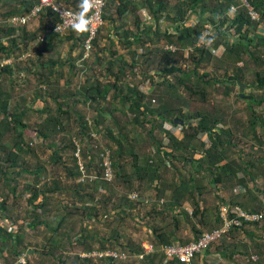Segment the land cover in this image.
I'll use <instances>...</instances> for the list:
<instances>
[{
  "label": "trees",
  "instance_id": "obj_1",
  "mask_svg": "<svg viewBox=\"0 0 264 264\" xmlns=\"http://www.w3.org/2000/svg\"><path fill=\"white\" fill-rule=\"evenodd\" d=\"M61 1L69 2V4L73 3L74 5L78 3V0ZM250 1L262 13L264 19V0ZM236 2L238 0H107L104 8L105 20L116 23L117 17L120 19L133 17L135 19L134 23H136V26L134 28H131V25L126 22L124 25H119V30L120 28L122 29L120 31H122L123 35V39L120 42L126 45L129 52L133 54L131 66L134 67V72H136L135 69L137 67L140 68L144 79L150 81V85L146 88H140L139 85H126L127 88L124 91L119 81L122 80V76L125 74L127 62H123L117 72L114 70V65L119 61V57H117L119 50L113 48V44L109 51L110 60L108 59V64L104 68L107 77L113 76L117 78L113 83L108 81L107 83L99 73H92L90 71L94 69L90 66L92 61L102 63L103 65L105 61L103 55H98L95 60H92V56L89 59H83L85 49H81L78 57L71 54V57L67 61H63L62 59L48 58L43 53L52 47V42L55 38L64 35L60 36V34L53 33L45 42L37 45L36 48H39V51L37 50L38 54L36 56L39 62L36 64V67L31 69L30 73L39 75L41 74V69L47 67L49 69V78L51 80L55 78L60 82L61 77H66V73L63 70L64 66L66 63H70L73 76L84 77L85 73L88 75L85 82L79 87L77 86L75 93L72 94L69 91L71 86L70 81L67 82L66 87L61 88L63 90H58L53 93L54 96L52 99H54L58 106V112L55 113L49 107L40 109L39 112L47 117L40 122V126L36 130L38 137L51 144L50 147L53 150L52 156L54 161L65 166L68 172L67 176L70 177V180L77 181L75 184L76 187L73 190L78 197L77 200L82 203L83 208L88 210L86 213L88 219L97 220L101 217L108 218L115 216L122 223L128 218L133 221H147L149 218L164 216L166 213H173L174 217H178L175 215L176 212L183 209L186 204H191L195 210V218L193 219H200L199 222L193 224L195 226V241H198L205 234V229L209 228V223L213 222L210 226L213 230L220 229L224 226L225 221L221 215V208L225 205L227 206V204L216 209L217 219L214 222L212 214L209 215V211L207 209L204 210L202 197H196L199 188L195 174L190 176L189 179L174 180L175 183L172 186H166L167 189H171L168 192V190H162L161 170L172 167V162L184 161L187 166L192 168L196 165L198 176H209L212 179L211 189L213 191H215L214 185L219 186L224 180L230 184L237 178L241 185H245L247 180L246 178H241L240 173H247V176L255 181L251 173L254 162H245L242 158L235 163L229 162L226 146L232 145V140L224 139L231 135L229 125H227V121H224L226 118H221L215 115L214 112L200 107L195 110L192 109L195 96L206 94L204 85L214 87L221 82L226 85L224 87L225 93L229 95L232 91L230 83L238 84V81H241L247 87L256 85L258 88L263 89L264 94V70H258L255 74L256 81L253 84H248L246 79H243L246 68L244 69V64H239L242 61L243 63L245 62L246 56H249L258 64H264V35L260 34V41L256 38H250L247 35L245 26L248 24L256 27L257 24L251 21L244 8H241L240 13L234 18H230L228 8L232 3ZM143 5L149 8L156 23L143 26V20L139 12ZM32 6L33 2L27 0H0V58L15 60V66L7 65L0 68V182L5 183L8 181L9 185L4 184L3 188L9 187L10 191L17 197L19 196V188L17 185H10V181L25 175L35 178V182L30 184L34 185L33 189H26V192L30 196L29 206L31 207L28 215L29 218L33 216L34 220L30 223V228L36 229L39 225H46L49 229L59 231L64 224L66 215L60 217L57 228H54L52 225L53 222L49 220L42 222L39 220L44 212L45 216L47 215L46 212L54 198L53 196L57 193L64 195V191L68 187L60 179H54L52 188H47V186L46 188L40 187L42 180L47 179L49 174L47 167L42 165V163H39V166L33 169L32 163L30 162L34 159H30L31 156L35 158H39V156L35 149V142H29L26 138V132L29 129L26 120L29 116V109L16 105L15 110H13L11 107L13 98L4 84L12 80L16 81L14 80L16 59H21L24 54L28 53V49L32 48V44L33 47L36 45L35 42L39 35L47 31L52 21L58 20L56 17H52V20H50V16L53 13H45L41 16L40 26L36 30L30 29L29 25L13 26L7 22V19L14 15L27 14ZM193 13L199 14V22L196 25H188L187 21ZM162 20H168L170 23L164 30L160 25ZM208 23L218 24L220 26L228 23L229 27H236V34L238 33L239 35L235 39H232V36L234 37L235 34L229 32L223 31L215 34V47H224L220 55L214 54L207 47H195L189 56L185 57L184 48L196 42L205 25ZM69 33L71 34L69 35ZM69 33L66 34L68 38L75 37V31L72 30ZM80 34V40L84 43L89 31ZM162 37H165V39L163 40ZM157 40L162 41L161 46L154 44ZM254 40H257L258 43L254 44ZM101 41L102 39L99 35L95 40V45H100ZM78 43L76 42V45ZM163 43H174L178 46V49L176 51L166 50ZM106 46L102 48L103 51L108 48V45ZM137 47L142 48L143 52H140L142 54L136 52ZM32 55L30 53L29 56ZM179 55L184 60L191 61L193 63L192 68L187 69L186 66L184 67L178 58ZM80 58L83 62H78ZM213 58H216L219 63L218 66H221L225 70L222 79H205L207 72H200V69L205 68L206 65L212 62ZM231 71L233 72L231 73ZM24 77L25 81H27V78L29 79L26 75ZM42 77L43 79L45 78L44 76ZM21 81L22 83L25 82L22 78ZM112 89L115 90L112 96L109 97ZM72 95L78 98L75 101L72 100L73 104L67 101ZM238 96L240 98L243 97H241L240 93ZM251 98L253 102L250 104L249 109L253 119L251 120L250 127L253 131L255 130L254 138L257 140L259 136H257L256 128L258 126L264 128V117L257 115L255 107L251 105L262 106L264 104V95L259 99L253 96ZM37 99H40L39 95L35 100ZM109 99H112V101H108L107 103ZM156 102L158 104H154ZM79 104L89 105L94 109L96 117L91 120L84 116L77 107ZM177 117L188 119L189 122L177 123ZM73 118L80 123L79 135L81 137H79L80 140L78 141L83 145L84 158L88 160V162L84 160L88 174L97 176V179L93 182H82L80 180L83 173L79 165V159L75 155L77 137L75 139L72 137L69 140L64 139V142H61L59 145L56 143V137L60 132H69V129H74L72 125ZM108 119L112 122L110 127L106 126ZM144 121L152 124V132L155 129H160L163 132L161 141H158L154 133H151L156 147H152L149 155L136 152L125 135L128 126H142ZM168 123H173L175 128H169L167 126ZM177 127L182 128V135L178 134ZM104 130H107L105 131L106 133ZM103 133H105V136L108 135L114 144L116 143L117 149L112 148V146H103L94 137V134L99 136ZM116 133L119 135V140L116 139ZM205 134L209 135V139L213 145L204 151H200L196 143L198 139L204 138ZM258 142L260 145H264V142L260 139H258ZM95 144L97 147H94ZM204 144L203 141V146ZM42 147H45V144ZM104 148L110 149L112 152V165L115 173L112 182H107L103 178L101 153ZM68 152L72 153L71 160L66 159ZM198 153L203 154L200 160L195 159ZM190 154L192 156L191 160L187 156ZM125 155L132 160L135 171L134 179L138 185L133 187L132 182H128L131 180V177H126V174H123L124 182L128 186L127 191L125 195L118 197V201H113V198L106 192V185H111L119 181V177L123 171L121 167ZM226 161L228 162L224 163ZM145 183L150 185L157 193L153 205L150 208L145 206L144 201H133L129 198V195L133 192H139L141 196H145V192L147 193V190H149L148 187L143 185ZM91 185L94 186L96 192H104L103 195L107 194L103 203V213L98 208L97 198L92 193H88L87 187ZM31 190L34 191L32 192ZM252 196V202L244 204L242 208L246 210L241 209V211L250 214L264 212V203L261 205V202L258 201L260 197L254 193ZM9 198L6 197L0 205L1 210L5 213L3 218L7 220L10 217L7 211ZM262 198L264 202V190L262 192ZM161 200H165L164 205L160 204ZM109 204L113 205L112 209H109ZM230 206L233 210L241 208L235 202L231 203ZM230 217L233 218L235 215H231ZM174 221L176 222L178 220L175 219ZM199 224L205 227H203V231L198 227ZM260 224L245 225L243 228L234 227L230 233V239H233L241 233L250 236L252 233L249 232V228L255 227L258 229L261 227ZM175 227V230H180L179 223H176ZM87 229L90 230L91 226L86 224V228L83 229L84 234L87 232ZM147 229L151 231L152 237L154 236L153 238L156 240V243L148 242L154 246L155 254L147 256L145 260L141 261L139 256L144 254V243H141L135 248L125 247L124 251H129L132 258H135L138 262L150 261L149 263L153 264L154 259L162 255L159 249L160 246L173 245L175 242V232L156 229L153 226H149ZM84 234H81L77 241L87 246L88 239H91V237ZM95 237L93 236V238ZM23 240L24 237L21 235V230L18 233L16 231L10 232L5 225L0 224V254H5L9 251L13 255L19 256L22 253L28 252V249L24 251L20 249L23 245ZM102 242L107 241L102 240ZM225 242L227 243V240ZM157 243L158 245H156ZM51 247L52 249L46 252L49 256L56 251V246ZM93 250L91 248L88 251L94 252ZM101 250L106 251L105 247ZM221 253L225 259L230 261H234L236 258L235 252L230 254L226 250L223 251L222 248ZM237 255L241 256L240 254ZM160 259L164 260L162 256ZM82 260L84 262L83 264H91L95 261L94 259L83 258ZM104 260L110 264H115L116 262L112 259ZM63 264L68 263L64 261ZM168 264H178V262L173 261Z\"/></svg>",
  "mask_w": 264,
  "mask_h": 264
},
{
  "label": "rangeland",
  "instance_id": "obj_2",
  "mask_svg": "<svg viewBox=\"0 0 264 264\" xmlns=\"http://www.w3.org/2000/svg\"><path fill=\"white\" fill-rule=\"evenodd\" d=\"M69 3V2H68ZM129 19V18H128ZM166 22V23H165ZM40 19L35 20L33 23L30 24V29L36 30L40 26ZM165 23V24H164ZM169 21L164 20L160 25L162 29L164 30L169 26ZM102 33V32H101ZM100 33V36H101ZM117 34V33H116ZM61 36V35H60ZM118 36V34L116 35ZM154 36V35H153ZM164 40L165 37H162ZM108 40V39H107ZM162 41H155V45L161 46ZM106 41V44L108 45L109 49H111L112 43ZM102 43L100 45H95V48L92 52V60H95L98 55H102L103 50L102 48L104 46ZM153 44V45H154ZM168 43H163L165 46ZM37 45L34 47L32 46L31 49H28V53H32V56H24L21 59H16V71H15V77L14 80L4 83L6 89L9 91V93L12 96V109L15 110L16 105H20L21 108H28L29 109V116L26 118L27 123L29 125V129L26 133H29V136H27L29 142H35V149L38 152L39 158H35L31 156L30 159H32L30 162L32 163L33 169H36L39 166V163H42V165H45L48 169L49 177L47 179H43L41 182L40 187L43 188H52L54 185V179H60L63 181V184L68 187L67 190L64 191V195H61V193H57L55 196H53V200L48 208V211L42 214V217L39 221H51L53 222L52 225L54 228H57V223L60 220V217H63L66 215V219L64 221V224L62 228L59 231H54L52 229H49L46 225H39L38 228L32 229L30 228V223H32L33 216L29 218V198L27 196L29 195L26 192L27 188L33 189L35 182V178L30 177L28 175H25L21 178L14 179L10 185H17L19 188V196L14 197L15 195L13 193H10V200L7 205V211L8 214H10L9 219L13 223H17L20 225L21 235L24 237L23 245L21 246V250L24 251L25 249H28V252H26V263L25 264H63V262H67L68 264H83L82 256L89 254V249L93 248L94 252H103L101 249L105 247L106 252H112L115 251V253H119V255L127 254L128 260L125 262L119 261V259H112L115 260V264H150V261L146 262H138L135 258H132L131 253L129 251H124L125 247H138L141 243H147L152 242L156 243V240L154 241V236L152 237V233L149 234L147 229L149 226H153L156 229L160 230H175V224L179 223L180 226L183 224L188 226H193L194 223H197L200 221V219H193L194 217V206L191 204H187V211H182V215L178 217H174L171 213H166L164 216L159 217H153L147 219V221H133L132 219L128 218L124 222H119L115 216H110L108 218H100V219H88L86 213L88 210L83 208L82 203L79 202L77 199V195L75 194V191L73 190L76 187L75 180H70V177L67 176L68 172L65 169V166L56 163L53 159V150H51L50 143H47L44 139L37 136V129L40 126V122L44 120L47 116L43 115L39 112L40 109H44L46 107H49L51 110H53L55 113L58 112V106L56 105L54 99L52 97L54 96L53 93L57 92L58 90H63L61 88L66 87L67 82L70 81V89L69 91L73 94L76 91L77 86L79 87L83 82H85L88 75L84 77H78L73 76L71 71V64L66 63L63 70L66 73V77H61V81L58 82L55 78L51 80L49 77V69L47 67H43L41 69V74L35 75L31 72V69L36 67V64L39 62L37 59V56L35 54H38V49L36 48ZM73 47L71 41H69L67 35L61 36L60 39L55 38L54 39V45L53 47H50L47 49L46 54L48 55V58H55L58 56L59 60L62 59L63 61H67V59L70 57V49ZM116 47V46H115ZM114 48V47H113ZM82 50H84V46L81 47ZM116 49L119 50V45H117ZM122 49V48H121ZM38 50V51H37ZM123 51H127L128 48L122 49ZM129 51V50H128ZM143 50H136L139 54H142ZM26 53V54H28ZM138 54V55H139ZM75 57H78L79 54H75ZM104 58L107 59L110 58V55L103 53ZM140 56V55H139ZM132 54L128 53V59L129 61L132 60ZM140 58V57H139ZM183 66L187 69L192 68L193 63L190 61L184 60L182 56H178ZM81 61V58L78 59V62ZM91 62V61H90ZM95 62V61H94ZM92 61L91 65L94 69H91L90 71L92 73L97 72L101 75V77L104 80H110L109 77H107L106 73L104 72V68L102 63H94ZM119 63L117 62L116 65ZM218 62L216 58H213L212 62H210L208 65H206L205 68H201L200 72H207V78H215V79H222L225 74V70L218 66ZM119 67V65H118ZM262 67V68H260ZM90 69L89 67H87ZM246 68V69H245ZM138 70L134 72V67L127 65L125 69V74L122 76V84L124 91H126L127 84L132 83L135 85H141L143 88H146V84H143V81L145 82V79L143 77V74L140 70V68H137ZM244 69H245V76L243 75V79L247 81L248 84H253L256 80L255 74L258 70H264V64H258L255 62V60L251 59L249 56H246L245 62H244ZM89 71V72H90ZM146 71V70H144ZM137 72H140L139 75ZM233 71H231L232 73ZM30 73V75H29ZM24 75L28 76L27 81H25ZM44 76L45 78L43 79ZM21 78L25 81L22 83ZM51 80V81H50ZM231 85V86H230ZM230 88L232 89L231 93L227 95L225 93V86L221 82L219 85H215L214 87L209 85H204L206 94H199L195 96V102L193 104L192 109H197L198 107L203 108L205 110L214 112L215 115L219 117H225L226 119L224 121H227V125H229L231 132L230 137H225V140H232V145H229L226 148L228 149V155H229V162L235 163L240 158H245V162L252 161L253 166L251 168V173L254 179H257L254 181L255 183V190H261L263 192L264 190V145H260L258 142V139H260L262 142H264V128H261L258 126L256 128L257 131V140L254 138L255 130L253 131L250 127L251 120L253 119L252 113L249 109L250 104L253 102L251 96H253L256 99H259L263 97V89L258 88L256 85H251L249 87L245 86L243 93L245 94L242 98L238 96V94L241 92L240 86L238 84L230 83ZM115 89H112V92L110 93V96H112ZM40 96V99H36L37 96ZM78 98L74 97L72 95L71 98H68V103L71 102L73 104L72 100H77ZM111 102L112 99L107 100V103ZM204 102V103H203ZM154 104H158L157 102ZM255 104V103H254ZM76 106V105H75ZM255 107L256 114L259 116L264 117V104L262 106L257 105H251ZM78 109L80 112L86 116L87 118L93 120L95 116V111L92 109L89 105L85 104H79ZM68 108V107H67ZM119 117V115H118ZM108 118V117H107ZM110 119V118H109ZM107 120L106 126H111L112 122L110 120ZM72 125L74 129H69V132H60L58 136L56 137V143L58 145L61 142H64V139H72V137H77V140H80L79 137H81L80 134V123L73 118ZM173 123H168L167 126L169 128H175L173 126ZM178 134H181L182 130L180 128H176ZM107 130H104V132ZM106 133V132H105ZM105 133L98 136V140L100 143H102L103 146H112V148H116V143L114 144L113 141L109 138V136H105ZM151 133H154L156 136V139L158 141H161L163 138V132L160 131V129H155L152 132V124L148 121H144L142 126H128L127 133L125 135L129 139L132 146L135 148V151L138 153H142L145 155H149L152 147L155 146V141L153 142V138ZM115 136L116 139L119 140V135L116 133ZM207 137L201 138L197 140V147L198 150L204 151L208 148H210L213 144L209 139V135H206ZM204 141V146H203ZM87 142V139H86ZM43 144H45V147H42ZM89 149V147H88ZM87 149V150H88ZM114 149V150H115ZM72 153H67L68 155L66 159H72L71 156ZM70 155V156H69ZM188 159L191 160L192 156L187 155ZM203 154L198 153L195 157L196 160L202 159ZM86 162L88 160L84 158ZM97 160V159H96ZM84 161V162H85ZM172 167L163 168L161 170V179H162V190L169 192L171 189H167L166 186H172L175 181L174 180H181V179H189L190 176L194 175L197 176V186L199 188L198 193L196 194V197H204L205 203L202 204L203 207H209V212H211L212 215L215 214L216 208L213 207V204L217 206V204L220 202L217 198L219 195L217 192L213 191L211 189V178L209 176H198V170L195 165L194 168L187 166L184 161L179 162H172ZM122 174L119 177V181H117L114 184L106 185V192L107 194L113 198V201H118L119 196L125 195L127 191V184L124 182L123 174H126V177H131V180L128 182H132L133 187L138 185L136 180L134 179V168L132 165V160L127 155H125L123 163H122ZM90 175V174H89ZM81 181H84V179H80ZM1 186L4 185L2 182ZM9 185V184H8ZM146 187H148L149 190H147V193L145 192V197H150L155 200V196H157V193L153 188L150 187L147 183L143 184ZM0 186V187H1ZM12 186V187H13ZM88 188V193H92L94 195L98 202V208L103 213V203L105 201L106 195H103L104 192H96L94 189V186L91 185ZM230 188V187H229ZM232 188V189H231ZM230 189L234 192L235 187H231ZM234 189V190H233ZM2 188H0V191ZM201 190V191H200ZM32 192L34 190H31ZM2 193V191H1ZM249 196H247L244 200L248 202H252V193L249 192ZM27 194V195H25ZM257 195L256 193H254ZM234 195V194H232ZM52 196V195H51ZM220 197V196H219ZM250 197V198H249ZM204 198L202 200L204 201ZM228 199V197H227ZM237 199V198H235ZM238 200V199H237ZM261 202V205L263 202V198H259L258 200ZM80 207V208H79ZM113 205L109 204V209H112ZM207 209V208H205ZM4 212L0 208V221L1 223H6L8 228L10 227L9 222L4 221L2 219L4 216ZM189 217V219H188ZM178 221H174V220ZM140 222V223H139ZM147 222V223H146ZM86 224L88 226H91V229H87V232L84 234V230L86 228ZM261 227L256 229L255 227H250L249 232H253L255 235V239L250 238V236H246L244 238L243 233L236 235L233 238V241L229 242L230 239L227 240V243L217 246V248L213 249V253H216L219 250L228 251L230 254L232 252H239L241 256H238L235 258L234 261H230L228 259L223 261V264H264V232L262 228H264V223L260 224ZM210 231V226L205 230V232ZM87 235L88 237H91V239H88L87 246L84 244L79 243L77 240L80 235ZM93 236H96L93 238ZM195 233L190 234V236H185L184 238H187V240L193 241L195 238ZM263 238V239H261ZM193 239V240H192ZM102 240H106L107 242H102ZM110 240V241H109ZM76 241V242H75ZM50 245V246H49ZM51 246L55 247V253L51 254L50 256L46 254V252L50 251L52 249ZM215 247V246H214ZM6 253L8 255H6ZM5 254H0V264H20L19 259L20 256L24 255H13L11 252H6ZM130 257V258H129ZM161 256L158 258L156 257L153 264H164L163 259H160ZM212 259V258H211ZM91 264H110L109 262H106V260H95L94 263ZM195 264H202V260L198 258L195 262ZM205 264H210L206 262Z\"/></svg>",
  "mask_w": 264,
  "mask_h": 264
},
{
  "label": "built area",
  "instance_id": "obj_3",
  "mask_svg": "<svg viewBox=\"0 0 264 264\" xmlns=\"http://www.w3.org/2000/svg\"><path fill=\"white\" fill-rule=\"evenodd\" d=\"M33 2L31 10L24 15H14L7 19V22L13 26H22L29 25L35 20L40 19L41 16L45 13H53L50 16L56 17L58 20L52 21L47 29V31L41 33L35 42L36 45H39L41 42H45L47 38L53 34L57 33L60 35H66L72 31V29L65 23L66 17H62L61 13L66 9H71L76 11L77 8L73 5L63 2L61 0H27ZM107 0H95V7L90 9L88 15L92 17L91 20V30L89 31L88 36L84 40L85 53L83 59H89L92 56V52L95 48V40L100 35V31L105 24L104 19V8L106 6ZM241 8L246 10L248 17L256 23V27L253 25H246L245 28L248 30H253L257 28L260 34L264 35V19L262 13L255 7V5L250 0H238L236 3H232L228 8V15L230 18H234L238 13H240ZM147 9V8H146ZM152 15L149 13V16ZM151 18V16H150ZM199 14L193 13L188 19V25H196L199 22ZM41 20V19H40ZM229 32L235 34L232 36V39H235L236 36V27H229V24L220 26L218 24L214 25L208 23L205 25L202 33L197 38L196 42L192 45H187L184 48V56L188 57L190 52H192L195 47H207L214 54L220 55L224 47L220 48L215 47V34L217 32ZM33 46V44H32ZM166 50L176 51L178 46L174 43H168L164 46ZM28 56L30 55L27 54ZM14 59L0 58V68H3L7 65H14ZM182 130V128H180ZM182 135V133L180 134ZM94 137L98 140V136L94 134ZM76 157L79 159V165L83 173L82 178L84 181H94L97 179L95 175H89L86 163L84 162V148L80 141L76 140ZM94 147H97L95 144ZM102 169H103V178L107 182H112L115 176L113 165H112V152L110 149L104 148L102 153ZM129 198L133 201H144L145 206L152 207L153 199L150 197L141 196L139 192H133L129 195ZM161 205L165 204V200H161ZM221 215L224 219V226L220 229L214 230L212 232L205 233L202 238L198 241L188 244V245H170L164 246L161 250V254L164 257V263L168 264L170 262L176 261L178 264H194L198 257L202 256L206 252L210 251L214 246L224 243L226 240L230 239V233L234 227L243 228L245 225H253L264 223V212L259 214H250L245 211L233 210L231 206H223L221 208ZM231 215L235 217L231 218ZM144 254L139 256L141 261L145 260L147 256L155 254V248L152 244H144ZM26 253L20 256L19 263H26ZM83 259H94V260H104V259H119V261L126 262L128 260L127 254L119 255V253L112 252H89L88 255L82 256Z\"/></svg>",
  "mask_w": 264,
  "mask_h": 264
},
{
  "label": "crops",
  "instance_id": "obj_4",
  "mask_svg": "<svg viewBox=\"0 0 264 264\" xmlns=\"http://www.w3.org/2000/svg\"><path fill=\"white\" fill-rule=\"evenodd\" d=\"M71 5H73L74 7H76L77 5H78V3H77V5H74L73 3H70ZM147 8V9H146ZM140 14H141V17H142V20H143V26H145V25H150V24H154V23H156V21H155V19H154V17H153V15H150L151 16V18H150V16H149V13L150 14H152L151 12H150V10H149V8L148 7H145L144 5L141 7V9H140ZM129 18V19H128ZM116 20H117V22L116 23H112V22H109V21H107V20H105L106 22H105V24H104V26L102 27V33H101V39H102V41H101V43L103 44V45H105L106 44V41H108L109 43L111 42L113 45H114V48L116 49V47H117V45H119V51H118V53H117V57H119V61H117V62H119V67H120V65L123 63V62H127V64H126V67H127V65H129V66H131V61L132 60H130L129 61V59H128V53H129V51L127 50L126 52L125 51H123L122 49L124 48V49H126L127 47H126V45H124L123 43H121L120 41L123 39V35H122V31H120V30H122L121 28H120V30H119V25H124V23L126 22L127 24H129V25H131V28H134L135 26H136V23H134V21H135V19H133V17H125V18H123V19H120L119 17H117L116 18ZM164 20H162V22H163ZM40 23H41V21H40ZM39 23V24H40ZM166 23V22H165ZM164 23V24H165ZM187 23H188V21H187ZM30 27V26H29ZM118 34V36H116L117 34ZM71 33H69V35H70ZM75 35V37H71V38H68L69 39V41H71V43H72V45H73V47H71V49H70V52H69V54L71 55H74V53L75 54H79L80 52H81V47H83L84 46V43H82L81 42V40H80V36H81V34L80 33H75L74 34ZM121 35H122V37H121ZM247 35L250 37V38H256L258 41H260V32L257 30V28H254L253 30H248L247 29ZM58 39H60L61 37H57ZM259 38V39H258ZM108 39V40H107ZM257 40H254V44H257L258 42H257ZM76 42L78 43V45H76ZM53 43V45H54V41L52 42ZM108 43V44H109ZM53 45H52V47H53ZM107 45V44H106ZM116 46V47H115ZM107 47V46H106ZM122 48V49H121ZM85 49V48H84ZM140 49H142L141 47H137V50H140ZM109 51H110V49H109V47L108 48H106V49H104V51H103V53H106V54H108V56L110 55V53H109ZM46 52L47 51H44L43 53H45L46 54ZM143 52V51H142ZM29 54V53H28ZM132 54V53H131ZM35 55H37V54H35ZM103 55V54H102ZM24 56H27V54H24ZM46 56L48 57V55L46 54ZM132 56H133V54H132ZM23 57V56H22ZM21 57V58H22ZM71 57V56H70ZM69 57V58H70ZM55 59H59L58 58V56H56L55 57ZM108 59L110 60V58H108L107 57V59L105 58V61H104V63H103V68H105L106 67V64H108ZM132 59H133V57H132ZM117 64V63H116ZM240 65H243L244 63H243V61L242 62H240L239 63ZM119 67H118V65H114V70L117 72L118 71V69H119ZM138 68V67H137ZM105 70V69H104ZM136 71L138 70V69H135ZM137 74L139 75V72H137ZM110 78V80H106V82L108 81V82H110V83H113L117 78H115V77H113V76H111V77H109ZM107 82V83H108ZM119 83L121 84L122 83V80L121 81H119ZM244 83V82H243ZM143 84H146V87L147 86H149L150 85V81L149 80H146L145 79V82L143 81ZM127 85H131V86H135V84H132V83H129V84H127ZM239 85V84H238ZM121 86H125L124 84H122ZM246 86V85H245ZM140 88H143V86H139ZM11 107H12V105H11ZM28 109V108H27ZM95 116H96V114H95ZM181 133H183V132H181ZM207 134H205L204 135V137L206 138L207 136H206ZM27 136H29V133H27ZM27 136H26V138H27ZM28 139V138H27ZM245 158H243V160H244ZM246 161V160H245ZM228 161H226V162H224V163H227ZM6 166H8V165H6ZM240 177L242 178H246V184L244 185H241L240 183H239V181L237 180V178L236 179H234L230 184L228 183V182H226V180H224L223 182H221L220 184H219V186H217V185H214V188H215V192H217L218 193V195L220 196H218L217 198L219 199L218 201H220L218 204H217V206L216 205H214L213 204V207L214 208H219L220 206L222 207L223 205H225V204H227V206H230V204L231 203H236V204H238L241 208H236V210H238V211H240L241 209L242 210H246L245 208H242V206L244 205V204H246L248 201H246V200H244L247 196H249V192L251 191V192H254V193H256L257 195H258V197H260L261 198V196H262V192H261V190H257V191H255V183H254V180H251L250 179V177L249 176H247V173H240ZM236 180V181H235ZM257 179H255V181H256ZM12 181V180H11ZM11 181H10V183H11ZM262 181H264L263 179H262ZM3 184H8V181L7 182H2ZM12 184V183H11ZM0 186H1V183H0ZM3 186L4 185H2L0 188H2V193H1V191H0V205H1V203H3V201L5 200V198L6 197H10V193H12L11 191H10V189H9V187L8 188H3ZM231 187H235V190H234V192L230 189ZM232 194H234V195H232ZM25 195H27V194H25ZM15 197V196H14ZM227 197H228V199H227ZM27 198H29V195L27 196ZM202 198H204V197H202ZM235 198H237V199H235ZM250 198V197H249ZM252 198V197H251ZM9 200H10V198H9ZM9 203V202H8ZM203 203H205V198H204V201H203ZM187 205V204H186ZM185 205V207L183 208V209H180V210H178L177 212H176V214L175 215H177V216H180V215H182L181 213H182V211H187V206ZM226 206V205H225ZM205 208H207V210L209 211V207H205L204 206V210H205ZM210 214L209 215H211V212H209ZM172 215H173V213H171ZM212 217L214 218V222L216 221V219H217V212L214 214V215H212ZM2 220H4V221H6L7 219H2ZM7 222H9L8 224H10V227L8 228V226L6 225V223H1V221H0V224H3V225H5L6 226V228H8L9 230H10V232H13V231H16V233H18V232H20V227H19V224H17V223H13V222H11V220L10 219H8L7 220ZM213 224V222H211V223H209V226H211ZM197 226V225H196ZM194 227L195 226H186V224L184 225H182V226H180V230H172L173 232H175V242L173 243V245H188V244H191V243H194V242H196L195 241V239L196 238H194V240L193 241H190V240H187V238H184L185 236H190V234H193V233H195L194 231ZM198 227L200 228V230H204V226H202V224H199L198 225ZM204 227V228H203ZM263 230H261L262 232H264V228H262ZM206 230V229H205ZM214 231V230H216V229H214L213 230V228L211 229V227H210V231H207V232H212V231ZM207 232H204V233H207ZM148 233L149 234H151V231H149L148 230ZM252 233V235H250V238H255V235L253 234V232H251ZM243 235H244V238H246V236H249V235H247V234H245V233H243ZM261 239H263V238H261ZM155 241V240H154ZM231 241H233V239L231 238L230 239V241L229 242H231ZM226 242H224V243H222V244H219V245H222L223 246V244H225ZM145 244V243H144ZM147 245H149V244H151V243H146ZM156 245H158V243L156 244ZM219 245H216L215 247H213L211 250H210V252H206L205 254H203L202 256H200V257H198V258H200L201 260H202V264H205L206 262H208V263H210V264H223V261L224 260H226L225 259V257L223 256V254L221 253L222 252V250H219V251H217L216 253H213V249H215V248H217V246L219 247ZM226 245V244H225ZM164 246H160L159 247V249H160V252H161V250H162V248H163ZM236 253V257H238L239 255H237V254H239V252H235ZM6 255H8L7 253H6ZM162 257H163V255H161ZM164 258V257H163ZM197 258V259H198ZM212 258V259H211ZM164 261V260H163ZM225 262V261H224ZM165 264V263H164ZM195 264V263H194Z\"/></svg>",
  "mask_w": 264,
  "mask_h": 264
},
{
  "label": "clouds",
  "instance_id": "obj_5",
  "mask_svg": "<svg viewBox=\"0 0 264 264\" xmlns=\"http://www.w3.org/2000/svg\"><path fill=\"white\" fill-rule=\"evenodd\" d=\"M95 7V0H78L77 10L66 9L61 13L66 17L65 23L75 32L82 33L91 30L92 17L88 15Z\"/></svg>",
  "mask_w": 264,
  "mask_h": 264
},
{
  "label": "water",
  "instance_id": "obj_6",
  "mask_svg": "<svg viewBox=\"0 0 264 264\" xmlns=\"http://www.w3.org/2000/svg\"><path fill=\"white\" fill-rule=\"evenodd\" d=\"M238 84L240 85V90H241L240 94H241V96H244L245 94L243 93V90L245 88V83H243L241 81H238ZM176 122L182 124V123H188L189 120L188 119H183L181 117H177L176 118Z\"/></svg>",
  "mask_w": 264,
  "mask_h": 264
}]
</instances>
